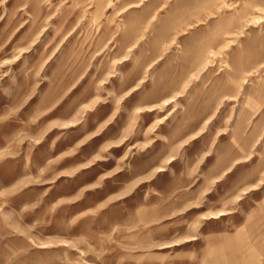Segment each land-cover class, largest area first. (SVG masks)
<instances>
[{"label": "rangeland", "instance_id": "374dc122", "mask_svg": "<svg viewBox=\"0 0 264 264\" xmlns=\"http://www.w3.org/2000/svg\"><path fill=\"white\" fill-rule=\"evenodd\" d=\"M263 198L264 0H0V264H264Z\"/></svg>", "mask_w": 264, "mask_h": 264}, {"label": "crops", "instance_id": "0c3cea01", "mask_svg": "<svg viewBox=\"0 0 264 264\" xmlns=\"http://www.w3.org/2000/svg\"><path fill=\"white\" fill-rule=\"evenodd\" d=\"M257 207L259 213L261 211V207H264V198L258 201ZM257 222L259 224V220ZM227 252L228 251L226 245L212 248V250L210 251V253L212 254V260L209 262V264H228Z\"/></svg>", "mask_w": 264, "mask_h": 264}, {"label": "bare ground", "instance_id": "6f19581e", "mask_svg": "<svg viewBox=\"0 0 264 264\" xmlns=\"http://www.w3.org/2000/svg\"><path fill=\"white\" fill-rule=\"evenodd\" d=\"M224 215H225V214L221 212V214H219V217H220V216L222 217V216H224ZM216 218H217V217H216Z\"/></svg>", "mask_w": 264, "mask_h": 264}]
</instances>
